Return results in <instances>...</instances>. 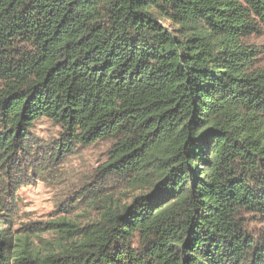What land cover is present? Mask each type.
<instances>
[{"label": "trees", "instance_id": "1", "mask_svg": "<svg viewBox=\"0 0 264 264\" xmlns=\"http://www.w3.org/2000/svg\"><path fill=\"white\" fill-rule=\"evenodd\" d=\"M262 29L264 0H0V264H264ZM42 118L49 161L112 144L99 218L38 258L7 169L36 174Z\"/></svg>", "mask_w": 264, "mask_h": 264}, {"label": "rangeland", "instance_id": "2", "mask_svg": "<svg viewBox=\"0 0 264 264\" xmlns=\"http://www.w3.org/2000/svg\"><path fill=\"white\" fill-rule=\"evenodd\" d=\"M165 24H169V21ZM247 41L256 45L258 65L264 67V30L253 34ZM60 133L61 128L46 118L35 123L33 134L38 145L34 143V148H39L42 153L39 155L41 162L38 160L33 165H37L36 174H33L34 171H26L32 178L23 176V163L19 169L15 165L10 169L4 167L11 173L13 171V179L16 178L15 182L10 181L14 213L8 217L12 220L8 227L13 236L21 237L22 242H26L38 258L57 252L60 244L73 237L78 229L98 219L102 211V203H90L92 192L89 190L98 192L100 188L97 173L101 164L107 160L111 141H99L92 145L78 144L73 147V151L49 161L45 158L61 137ZM5 180L7 183L9 179ZM110 180L108 183L103 182L102 191L114 194L115 200L120 198L122 202H130L131 197L128 196L140 192L129 189L119 181ZM0 187L3 188V184L0 183ZM252 226L256 229L264 227L259 222Z\"/></svg>", "mask_w": 264, "mask_h": 264}]
</instances>
